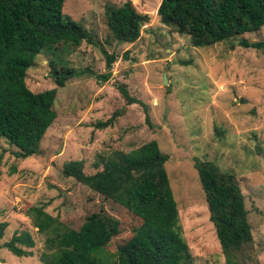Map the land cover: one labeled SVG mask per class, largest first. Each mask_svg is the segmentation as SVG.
<instances>
[{"label": "rangeland", "instance_id": "374dc122", "mask_svg": "<svg viewBox=\"0 0 264 264\" xmlns=\"http://www.w3.org/2000/svg\"><path fill=\"white\" fill-rule=\"evenodd\" d=\"M126 1L150 17L132 44L115 42L105 18L106 6L118 7ZM160 1H64L63 15L83 26L92 43L65 46L57 57L38 56L27 71V86L35 92L56 88L47 65L50 58H61L69 68L92 74L57 88L56 119L36 155L16 159L17 149L0 138V222L7 223L0 243L23 232L34 240L32 256L18 257L1 247L0 264H47V234L33 226L26 214L31 207L42 208L75 230L93 212L116 218L121 233L107 248V254L114 255L116 246L132 234L136 220L111 200L65 177L63 165L81 161L83 172L92 175L102 170L101 159L114 152L128 153L151 140L168 157L165 170L192 264H225L195 159L210 161L237 180L252 235L238 254V264H264V49L234 43L195 48L188 35L159 22ZM241 38L264 42V27ZM103 52L115 57L111 70ZM108 71L107 81L97 79ZM120 85L145 104L151 127L142 106L126 104ZM115 112L119 116L112 126L96 127Z\"/></svg>", "mask_w": 264, "mask_h": 264}, {"label": "trees", "instance_id": "16d2710c", "mask_svg": "<svg viewBox=\"0 0 264 264\" xmlns=\"http://www.w3.org/2000/svg\"><path fill=\"white\" fill-rule=\"evenodd\" d=\"M65 0H0V138L17 151L16 159L38 153L39 144L56 119L53 105L57 88L88 70L69 68L61 58L47 62L56 88L32 91L26 83L27 71L40 55L59 56L65 46L77 48L83 41L92 43L90 34L76 21L65 17ZM159 22L173 32L188 35L195 48L233 41L245 49H264V42L241 38L264 27V0H161L156 11ZM107 28L117 43L132 44L140 37L148 14L138 12L130 1L118 7L106 6ZM105 55L111 70L113 55ZM110 71L97 75L107 81ZM118 90L127 105L139 104L145 122L151 127L145 104L130 96L125 86ZM117 112L98 128L112 126ZM167 155L151 140L128 153L114 152L101 159L102 170L92 175L83 172L81 161L63 165L62 174L71 177L105 200L124 208L137 224L132 234L116 246L114 255L107 248L121 233L116 218L93 212L78 229L66 228L40 207H31L39 233H46L47 264H192L193 258L179 225V216L165 170ZM95 164V167H99ZM201 189L214 226L225 264H238V254L252 240L244 197L233 175L222 172L210 161L195 159ZM7 223L0 222V241ZM18 257L33 255L34 240L28 233H15L0 243Z\"/></svg>", "mask_w": 264, "mask_h": 264}, {"label": "water", "instance_id": "95a60500", "mask_svg": "<svg viewBox=\"0 0 264 264\" xmlns=\"http://www.w3.org/2000/svg\"><path fill=\"white\" fill-rule=\"evenodd\" d=\"M233 43L238 44V41L234 40ZM166 83H167V81H166V79H164V84H166Z\"/></svg>", "mask_w": 264, "mask_h": 264}]
</instances>
